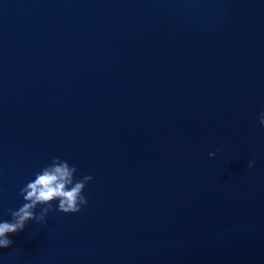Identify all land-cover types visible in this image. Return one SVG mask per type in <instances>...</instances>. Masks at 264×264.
Instances as JSON below:
<instances>
[{
  "label": "water",
  "instance_id": "obj_1",
  "mask_svg": "<svg viewBox=\"0 0 264 264\" xmlns=\"http://www.w3.org/2000/svg\"><path fill=\"white\" fill-rule=\"evenodd\" d=\"M261 112L264 0H0V221L93 177L0 264H264Z\"/></svg>",
  "mask_w": 264,
  "mask_h": 264
},
{
  "label": "clouds",
  "instance_id": "obj_2",
  "mask_svg": "<svg viewBox=\"0 0 264 264\" xmlns=\"http://www.w3.org/2000/svg\"><path fill=\"white\" fill-rule=\"evenodd\" d=\"M259 123L264 126V112L259 114ZM209 157L215 159L216 152H210ZM254 167L255 161H249L248 168ZM76 175L77 168L59 157L37 172L35 178L20 189L24 203L10 210L11 222L0 221V248L10 247L13 241L8 235L22 232L29 222L46 224V218L57 210L64 214L80 213L82 206L88 205L84 191L93 177L83 175L76 179ZM55 202L58 203L54 207Z\"/></svg>",
  "mask_w": 264,
  "mask_h": 264
}]
</instances>
